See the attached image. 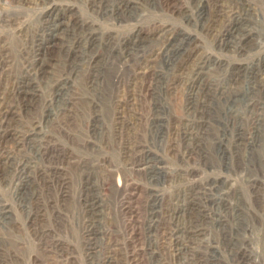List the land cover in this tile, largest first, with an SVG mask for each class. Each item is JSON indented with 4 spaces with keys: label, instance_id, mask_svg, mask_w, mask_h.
I'll return each instance as SVG.
<instances>
[{
    "label": "rangeland",
    "instance_id": "374dc122",
    "mask_svg": "<svg viewBox=\"0 0 264 264\" xmlns=\"http://www.w3.org/2000/svg\"><path fill=\"white\" fill-rule=\"evenodd\" d=\"M0 264H264V0H0Z\"/></svg>",
    "mask_w": 264,
    "mask_h": 264
},
{
    "label": "bare ground",
    "instance_id": "6f19581e",
    "mask_svg": "<svg viewBox=\"0 0 264 264\" xmlns=\"http://www.w3.org/2000/svg\"><path fill=\"white\" fill-rule=\"evenodd\" d=\"M119 9V8H118ZM169 42V41H168ZM77 59V58H76ZM125 62V61H124ZM233 91V90H232ZM222 94V93H221ZM223 96V95H222Z\"/></svg>",
    "mask_w": 264,
    "mask_h": 264
}]
</instances>
